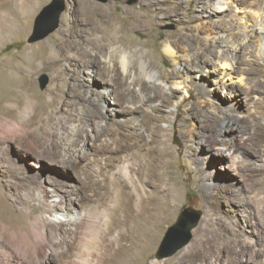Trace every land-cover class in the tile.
<instances>
[{"label": "bare ground", "instance_id": "bare-ground-1", "mask_svg": "<svg viewBox=\"0 0 264 264\" xmlns=\"http://www.w3.org/2000/svg\"><path fill=\"white\" fill-rule=\"evenodd\" d=\"M14 1L23 17L31 15L37 2ZM71 1V9L83 15V27L76 30L69 28L63 32L69 35L73 32L80 34L82 42L71 44L62 41L50 52L46 47L41 48L38 50L42 51L41 55L37 54L40 60L38 64L54 73L57 84L48 90L52 106L65 105L71 98L86 97L90 105L84 109L83 116L95 117L97 112L92 107L94 105L100 111L101 121L95 125L96 139L103 135L110 137L109 142L104 143L99 150L109 152L112 141L116 144L117 152H131L129 159L122 160L112 153L105 159V166L97 169V174L103 177V181L96 184L93 181L91 184L98 190L105 189L104 199L113 204L111 208L107 205L104 211L107 213L108 233L127 228V233L141 235L146 233L145 227L158 228L168 217L172 205L178 203L183 195L182 183L175 176V169L169 160L172 152L167 145L168 130L159 125L163 116L157 114L160 109L154 104L156 100L162 99L167 103L175 96L181 101L183 94L177 96L176 93L180 88L187 92L208 86L209 95L216 88H221L226 94L227 102L219 121L222 128L227 129L226 134L219 133L214 137L215 150L233 168L239 161L241 156L236 151L239 144L234 135L238 134L237 129L240 127L236 128L238 124L235 123L242 115L250 116L249 112L244 111L250 100L264 97V91L249 81L247 73L239 66V60L241 52L249 49V61L257 58L264 62V0H138L137 6L123 8L122 14H116L114 10L118 3L126 0H110L106 5L89 0ZM192 5L195 8L189 14L187 10ZM226 17L229 18L227 21ZM4 18L6 19H0V35L15 27V21L13 23L11 18ZM166 21H173L178 26L176 32H158L159 47L176 66L170 73L159 71L155 55L143 48L144 44L156 42V30ZM236 28L241 32H235ZM97 34L101 36L96 37ZM137 35L143 36L145 40H139ZM214 44L219 45V50H212ZM63 60L67 64L65 68L59 69ZM69 72L73 75L74 83L70 86L69 97L64 98L65 76ZM83 73L87 75L82 80ZM236 78L240 85H236ZM0 81L7 87L15 86V83L12 84L6 78ZM23 88L24 91H29L25 83ZM38 96L33 89L25 99H9L10 102L5 104L7 106L10 103L9 107L12 109L6 107L8 115L4 114L7 117L0 122V145L12 140L21 152L25 148L24 144H27L30 149H43L44 154L50 158L61 153V161L68 165L77 163L83 155L88 154L86 146L89 144L85 134L79 144H76L77 139L82 134V129L86 128L87 132L92 129L85 125L83 116L71 126H67L65 118L59 117L55 133L59 140H54L47 146L46 124L49 117L40 119L42 108L41 102L37 100ZM8 97L0 92V106L4 109ZM61 110L62 108H58V112ZM216 111L214 108L212 112ZM250 111L255 114L253 108ZM138 114L142 115V121L137 120ZM39 122V128L35 129ZM115 122L120 123V126L116 127ZM145 130L149 131V135L143 132ZM204 139L207 141L209 138L204 136ZM192 141L196 142V139L192 138ZM240 143L244 144L245 141ZM8 146L11 148V144ZM227 150L235 152L227 157L224 156ZM261 162L264 165V160ZM0 163L4 164L7 172L18 173L22 170V167L14 166L4 149ZM203 174L208 181L206 191L231 184L227 178L220 181L212 172L204 171ZM227 175H232V172ZM38 177L32 176L29 179L37 184ZM210 181L214 184L209 183ZM145 183L155 187L150 196L144 194ZM33 192L31 190L29 195ZM47 193L48 191L45 192L46 196ZM209 195L207 194L208 197ZM74 205L72 203L66 209L60 204L51 205L56 213L65 214L59 218V223L68 227V230L64 231L58 225L44 228L33 224L30 232H21L22 247L17 242L16 249L22 253L23 258L15 259L12 247L4 244V236L0 234V264H31L28 259L30 252L38 258L39 264H46L48 258L45 247L54 245L50 239L58 236L59 240L61 233L74 230L75 224L88 216L77 212ZM120 211L125 212V220L117 218ZM2 225L4 231H9L14 238L16 233L10 230L8 224L3 222ZM204 232L206 230L202 229L199 234ZM189 243L179 248L176 254ZM191 254L189 252L187 256Z\"/></svg>", "mask_w": 264, "mask_h": 264}, {"label": "rangeland", "instance_id": "rangeland-1", "mask_svg": "<svg viewBox=\"0 0 264 264\" xmlns=\"http://www.w3.org/2000/svg\"><path fill=\"white\" fill-rule=\"evenodd\" d=\"M89 1L106 5L110 0ZM54 3L55 7L63 8L58 29L46 38L31 43V39L36 35V22L39 16ZM71 3V0H37L31 15L23 17L14 0H0V19H6L4 16L11 18L13 23L15 21L16 27L0 35V79L6 78L12 84L15 83V86L7 87L0 81V92L9 96L4 105L12 99L16 101L25 99L33 89L37 91L39 94L37 100L41 102L42 108L40 119L45 120L49 117L46 124L47 146L54 140H59L55 135L59 117L65 118L67 126H71L77 123L84 115V109L90 105L86 97L80 96L68 99L65 105L52 106L48 90L56 86L57 82L54 81V73L49 68L40 67L38 64L40 61L38 55L40 56L42 52L38 50L41 48L46 47L50 52L62 41L71 44L82 42L83 37L80 34L73 32L69 35L63 32L69 28L76 30L83 27V15L72 10ZM137 4L138 0H126L118 3L114 12L122 14L123 8L135 7ZM194 8V5L190 6L187 13L192 14ZM228 19L225 18L226 21ZM177 30L176 23L166 21L156 30V42L143 45L145 50L155 55L159 71L170 73L176 66L159 47L158 32L163 34ZM235 32L241 31L236 28ZM137 38L145 40L140 35H137ZM218 46L214 44L211 48L216 51L219 50ZM248 51L249 49H246L241 52L239 66L245 70L249 81L264 91V62L257 58L249 61ZM66 64L67 62L63 60L58 68L63 69ZM86 75L87 73L81 74V79L83 80ZM44 76L48 78V83L42 89L41 79ZM235 82L236 85H240L239 79L236 78ZM24 83L28 86V92L26 89L24 91ZM73 83V75L69 72L65 76L64 98L69 97L70 86ZM101 84L103 86L104 83ZM207 89L208 86L205 89L197 88L184 92L180 88L176 93L177 96L183 94L184 98L181 101L172 96L167 103L162 99L154 103L160 109L157 114L163 116L159 125L169 133L167 145L172 152L169 160L175 169V176L182 183L183 195L178 203L172 205L168 217L158 228L145 227L146 233L141 235L127 233V228L108 233L107 213L104 211L107 205L111 208L113 204L104 199L105 189L98 190L91 184L93 181L95 184L103 181V177L97 174V169L105 166V159L112 153L117 154L120 160L129 159L131 155L130 151L117 152L116 144L112 141L110 153L99 150L104 143L109 142L110 137L103 135L96 139L95 125L101 121L100 111L96 105L92 106L97 112L95 117L83 116L84 123L92 129L91 132H87L86 128L82 129V134L76 142L79 144L85 134L89 142L86 146L88 154L83 155L73 165L61 161L63 157L61 153L50 158L44 154L43 149H30L27 144H24L25 148L21 152L19 146L12 140L0 145V156L4 149L14 166L22 167L18 173L7 172L4 164L0 163V234L4 236L2 238L4 244L12 247L15 259L23 258L22 253L16 249L17 244L22 247L20 240L22 231L30 232L33 224L44 228L58 225L64 228V231L68 230V227L59 223V218L65 214L56 213L51 205L60 204L66 209L75 203L77 212L88 216L80 219L74 230L61 233L59 240L58 236L50 239L54 245L45 247L48 258L46 264H264V165L261 164L264 160V97L250 100L244 110L249 112L250 116L242 115L243 117L235 123L238 124L236 128L240 127L237 129L238 134L234 136L237 137L239 144L236 151L241 157L233 168L228 160L216 152L217 148L214 145V137L219 133L226 134L227 128H222L219 116L226 109L227 97L221 88H216L211 95ZM9 104L5 105V109L0 106V122L7 117L3 116L8 115L7 108L12 109ZM58 108L62 110L58 112ZM214 108L216 112H212ZM252 108L255 114L251 113ZM136 118L139 121L143 120L140 114L136 115ZM40 123L34 128H39ZM115 126L119 127L120 123L115 122ZM143 132L149 135V131ZM204 136L209 139L206 141ZM192 138H195L196 142L192 141ZM242 140L245 141L244 144L240 143ZM10 144L11 148L8 146ZM59 151H62L61 147ZM234 152L235 150H227L224 156L231 157ZM204 171L212 172L220 181L227 178L231 184L206 191L208 181L203 174ZM228 172H232V175L228 176ZM32 176H39L37 184L29 179ZM31 190L34 192L29 195ZM154 190L153 185L144 184L145 195L150 196ZM207 194H210L209 197ZM134 208L137 209L135 205ZM186 210L201 215L198 226L192 232L193 239L173 257L158 260L157 253L166 234L178 223ZM117 218L125 220V212L120 211ZM3 222L16 233L14 238L9 231H4ZM202 229L206 232L200 235ZM189 252L192 254L187 256ZM28 259L31 260V264H39L38 258H35L32 252L28 254Z\"/></svg>", "mask_w": 264, "mask_h": 264}, {"label": "water", "instance_id": "water-1", "mask_svg": "<svg viewBox=\"0 0 264 264\" xmlns=\"http://www.w3.org/2000/svg\"><path fill=\"white\" fill-rule=\"evenodd\" d=\"M62 12L63 8L55 7V3L50 7H47L36 22V35L30 42L32 43L42 40L51 33L55 32L59 27ZM47 83L48 78L46 76L42 77V89L46 87ZM200 219V214L186 210L181 215L178 223L171 227L166 234V237L157 253V259H168L175 255L179 248L188 244L193 239L192 232L199 224Z\"/></svg>", "mask_w": 264, "mask_h": 264}]
</instances>
